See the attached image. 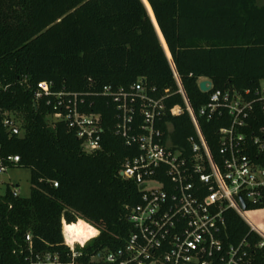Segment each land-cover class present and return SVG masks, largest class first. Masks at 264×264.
Masks as SVG:
<instances>
[{
	"label": "trees",
	"instance_id": "1",
	"mask_svg": "<svg viewBox=\"0 0 264 264\" xmlns=\"http://www.w3.org/2000/svg\"><path fill=\"white\" fill-rule=\"evenodd\" d=\"M143 1L0 0V155H18L11 167L29 169L31 185L27 197H13L5 188L0 264H19L12 250L26 232L37 248L65 251L62 217L82 219L99 230L80 249L88 264L99 249L123 245L131 229L127 215L140 200L136 183L119 175L136 151L113 133L116 109L110 100L86 97L94 100L88 111L101 114L105 129L102 148L86 154L67 124L51 121V108L34 100L38 83L80 93L104 85L128 88L143 78L147 88L165 96L168 108L184 106L170 57L217 156V130L228 119L199 114L209 99L199 79L210 80L213 90H244L264 80V4L258 0ZM4 113L18 121L21 135L8 134ZM167 118L172 142L188 148V138L195 135L188 113ZM245 211L264 229V200L248 203ZM225 220L227 241L247 234L253 242L260 239L236 211L227 210ZM257 261L264 264V248Z\"/></svg>",
	"mask_w": 264,
	"mask_h": 264
},
{
	"label": "built area",
	"instance_id": "2",
	"mask_svg": "<svg viewBox=\"0 0 264 264\" xmlns=\"http://www.w3.org/2000/svg\"><path fill=\"white\" fill-rule=\"evenodd\" d=\"M168 59L184 106L168 108L165 96L147 88L143 78L128 88L104 85L97 92L55 90L52 82H40L33 91L35 101L43 100L51 108L50 120L64 121L86 154L102 148L105 132L101 114L88 111L94 100L87 102L86 97L108 98L116 109L113 133L136 151L119 171L140 191L139 202L127 215L130 233L119 248L94 252L88 264H260L257 259L264 248V229L251 221L240 198L246 206L264 200V80L244 90H213L211 82L208 102L199 114L228 119L217 130L219 145L214 156ZM183 112L195 128L188 148L177 147L169 135L167 116ZM2 124L9 135H21L18 121L8 113ZM18 161V155H0V173ZM8 187L13 197L20 196L18 185ZM4 194L5 190L0 192L3 205L8 203ZM230 209L247 222L250 232L260 237L258 241L249 240L248 234L238 242L227 241L225 212ZM78 221L61 218L65 251L37 248L32 234L26 232L12 254L19 264H84L80 249L99 230L90 224L97 232L83 242L74 240L66 228Z\"/></svg>",
	"mask_w": 264,
	"mask_h": 264
},
{
	"label": "rangeland",
	"instance_id": "3",
	"mask_svg": "<svg viewBox=\"0 0 264 264\" xmlns=\"http://www.w3.org/2000/svg\"><path fill=\"white\" fill-rule=\"evenodd\" d=\"M258 4L259 5L264 4V0H258ZM146 7L152 18V14L150 12L149 7L147 5ZM12 185H18L20 196L23 197L29 196L31 190L29 169L14 166L8 168L5 172L0 173V192H3L5 188Z\"/></svg>",
	"mask_w": 264,
	"mask_h": 264
},
{
	"label": "bare ground",
	"instance_id": "4",
	"mask_svg": "<svg viewBox=\"0 0 264 264\" xmlns=\"http://www.w3.org/2000/svg\"><path fill=\"white\" fill-rule=\"evenodd\" d=\"M66 230L71 231V238L81 242L85 241L89 235H94L97 232L93 226L82 219H79L75 224L68 226ZM68 238L70 237L68 236Z\"/></svg>",
	"mask_w": 264,
	"mask_h": 264
},
{
	"label": "water",
	"instance_id": "5",
	"mask_svg": "<svg viewBox=\"0 0 264 264\" xmlns=\"http://www.w3.org/2000/svg\"><path fill=\"white\" fill-rule=\"evenodd\" d=\"M143 1V0H142ZM144 2V1H143ZM145 4V3H144ZM146 6V5H145ZM162 42V41H161ZM163 44V43H162ZM198 86H199V89L202 91V92H208L210 90V86H211V81L208 80V79H203L201 80L199 83H198ZM240 202H241V205H242V208L245 209L246 208V203L245 201L240 198Z\"/></svg>",
	"mask_w": 264,
	"mask_h": 264
}]
</instances>
